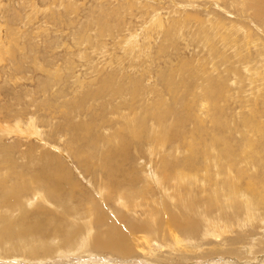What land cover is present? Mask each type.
I'll list each match as a JSON object with an SVG mask.
<instances>
[{
	"label": "rangeland",
	"instance_id": "obj_1",
	"mask_svg": "<svg viewBox=\"0 0 264 264\" xmlns=\"http://www.w3.org/2000/svg\"><path fill=\"white\" fill-rule=\"evenodd\" d=\"M253 1L0 0V126H11L21 121V125L26 127L27 120H33L44 132L40 139L15 132L5 135L2 142L15 146L14 157L19 164H24L29 160L24 158V153L30 147L35 149L33 154L38 158L44 150L54 151L58 146L63 148L69 144L73 132L67 128L72 124L84 127L79 131L81 135L89 129L94 137L106 138L99 147L109 151L120 142L110 135L126 121L123 114L135 123L143 116L139 137H133L128 128L122 132L130 142L129 158L114 156L112 163L116 165L117 160H113L117 158L120 164L138 169L145 187L140 185L141 182L132 186L135 190L141 187L140 190L144 191L151 185L147 192L149 202L157 201L159 207L165 205L170 192L162 190L156 183L164 176L162 157L179 158L188 153L186 144L195 142L202 133L209 138L208 130L229 135L236 131L229 126L239 125L243 133L248 131V135H252L251 124H255L264 136V23L255 19L252 10L248 9ZM245 28L253 30L251 40L246 39ZM259 36L263 39H258ZM106 76L115 80V89L121 86L125 90L120 98L114 99L110 96L112 92L110 95L99 93ZM167 109L169 112L166 114ZM187 115L190 123L184 122ZM198 121L201 122L197 127L199 130L196 129ZM219 121L222 124L218 125ZM13 127L9 130H17ZM163 131L170 136L164 137ZM188 131L190 133L186 134ZM179 136L183 140L180 145L175 141ZM42 139L50 144L44 145ZM79 146L95 155L102 152L97 148L84 147L82 143ZM63 155V161L74 172V181L85 190L84 195H78L77 201H71L67 193L66 205L72 206V202L88 204L87 199L90 198L105 204L110 216H117L120 210H124L123 207L118 210L122 200L105 202V189H100L93 182L95 173H88L80 167L74 155L66 152ZM252 165H248L247 173L251 174ZM154 173L157 176L155 183ZM97 177L100 180L101 174L98 173ZM33 194V191L20 192L19 200L31 199L29 203L18 205L17 201L4 205L0 199V216L8 215L18 220L24 212H31L34 209L31 202H38ZM85 196L87 199L82 200ZM134 196L142 198L138 192ZM40 204L46 210L57 209L53 202ZM61 210L60 207L57 212ZM260 212L264 213V210ZM128 214L138 217L141 210ZM79 217L71 220L78 223L87 221L83 216ZM254 222V227H244L250 236L243 237L241 256L199 257L190 264H264V251L251 246V243L259 245L264 241V225L258 220ZM251 234H254V239ZM224 235L234 237L235 233ZM210 239V236L203 239L207 252L211 246L219 247V243ZM64 242V237L57 240V243ZM13 246L0 242V253ZM141 256L132 257L128 262L81 252L43 262L24 263L157 264ZM21 261V258H0V264Z\"/></svg>",
	"mask_w": 264,
	"mask_h": 264
},
{
	"label": "bare ground",
	"instance_id": "obj_2",
	"mask_svg": "<svg viewBox=\"0 0 264 264\" xmlns=\"http://www.w3.org/2000/svg\"><path fill=\"white\" fill-rule=\"evenodd\" d=\"M248 9L252 10L255 19H259L260 22L264 23V0L253 1ZM243 31L247 35L246 39L251 40L253 30L250 28L246 30L245 28ZM262 33L264 34V32ZM258 39L263 38L259 36ZM262 42L264 47V41ZM255 46L259 47L258 44H255ZM256 70L258 71V69ZM103 81L105 83L102 84V90L99 91L101 94L110 95V92H112L110 96L117 99L122 95L121 92L125 91L121 86H117L115 89L116 82L112 80L111 76H106ZM210 108H213V106ZM165 112L167 114L169 110L167 109ZM123 116L126 118L124 124L110 135V138L118 139L120 142L109 151H103L99 147V143L104 142L106 138L94 137L89 129L81 135L79 131L83 130L84 127L70 124L67 129L71 130L73 135L68 142L69 144L63 148L58 146L54 151L44 150L38 158L33 154L35 149L30 147L24 153V158L29 159L24 164H19L14 157L16 147L2 142L4 136L18 132L20 134L27 133L28 136L35 135L40 139L44 132L33 120V122L27 120L26 127L21 125V121V123L16 121V126L14 124L0 126V199H2L4 205L13 204L16 201L17 205L23 202L29 203L31 198L24 201L19 200L20 192L29 193L33 191V197H36L38 201L37 203L31 202L34 209L31 212H24L18 220L8 215L0 216V242L4 245L7 243L14 245L13 248L6 247L9 249L3 250L0 253L2 255H0V258H21L23 261L17 264H26L24 263L26 261L31 263L43 262L42 260H50L51 258H57V256L83 252L89 256L116 257L119 260L122 259L128 262L132 260L130 258H136L137 255L139 257L142 254L141 257L153 260L157 264H190L192 260L199 257L204 259L214 255L241 256L240 248L244 242L243 237L250 236V232H247L248 230H245L244 227H254L256 224L253 223L254 220H258L259 223L262 222L264 225V213L260 212L264 210V139H262L264 136L261 135L257 126L251 124L253 127V130L251 128L252 135H248V131L243 133L242 127L240 130L239 125L238 127L229 126L232 130H236L234 133H229L230 136L226 133L224 135L211 133L208 130L206 134L209 138H206L202 136L203 133L201 132L202 135L195 142L190 141L189 145L184 143L186 144L185 147L188 146L186 149L188 153L180 155L179 158L176 156L162 157L164 176L162 178L159 176L161 182L156 180V183L159 188L164 189L166 192L169 191L170 194H166V204L159 207L157 201H154L153 204L149 202L147 192L151 189V185H148L147 190L144 191L140 190L141 187L135 190L132 186L143 181L139 171H137L138 169L124 166L117 159L129 158L130 142L122 134L125 128H128L129 133L135 138L142 134L143 116L136 123L130 117L128 118L124 114ZM189 121L187 115L184 122ZM170 122L172 123L173 120ZM220 124H222V121L218 122V125ZM200 125L201 122L198 121L197 130H199L197 127ZM13 126L18 131L9 130ZM171 126L173 127V125ZM15 127L13 128L15 129ZM173 130L176 131L175 128ZM189 133V131L186 132V134ZM162 134L163 136H170L164 131ZM153 135L155 136L154 133ZM183 139H185V136ZM42 141L45 142L44 145L50 144L48 140L42 139ZM175 141L179 145L183 142L180 136ZM72 143L74 144L72 145ZM80 143L84 147L97 148L102 152L100 155H95L92 151L80 148ZM242 148H245V150ZM56 150H60L61 155ZM63 152L74 155L80 167L86 172L96 174L93 182L100 189H105L106 203L111 202L113 199L117 202L122 200L119 203L120 208L118 210L122 207L124 210H120L117 216H110L105 204L95 202L90 198L87 199L86 196L82 200L87 199L88 204L72 202V206L66 205L65 195L67 193L71 201H77L78 195H81L85 190H82L74 181L76 180L73 176L74 172L63 161ZM114 156L117 157L113 160H117L116 165L112 163ZM242 163L244 167L239 166ZM138 164L140 163L138 162ZM249 164H253L251 174L246 171ZM98 173L101 174L100 180L97 177ZM154 174L155 176H151L155 183L157 176L156 173ZM174 180L175 182H173ZM141 183L140 185L144 186ZM143 186L142 188L145 187ZM136 192L141 194L142 198L134 196ZM40 202L44 204L53 202L57 209L46 210ZM60 207L63 209L62 212H57ZM138 210H141V215L138 217L128 214ZM54 211L60 213V216H57ZM81 216L87 221L78 223L71 220V218H82ZM94 229H96L95 232ZM232 233H235L234 237L230 235ZM224 234L230 236L224 237ZM200 235L201 237L204 235L203 239L210 236L212 238L210 241L219 243V247L217 244L218 248L211 246L209 248L211 250L207 252L205 250L206 244L199 237ZM253 235L251 234V236ZM59 237H64L65 242L57 243ZM30 238L33 240L30 241ZM228 239H230L229 242ZM255 245L257 243H251L253 249L264 251V241L259 242L256 247ZM28 246L30 248H27ZM166 249L168 252H166Z\"/></svg>",
	"mask_w": 264,
	"mask_h": 264
}]
</instances>
